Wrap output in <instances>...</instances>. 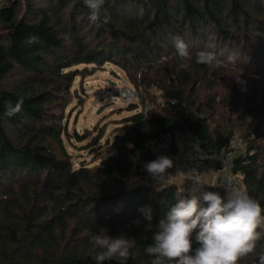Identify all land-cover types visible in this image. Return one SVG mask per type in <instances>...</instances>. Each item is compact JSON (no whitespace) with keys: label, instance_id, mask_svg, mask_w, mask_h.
Returning a JSON list of instances; mask_svg holds the SVG:
<instances>
[{"label":"trees","instance_id":"obj_1","mask_svg":"<svg viewBox=\"0 0 264 264\" xmlns=\"http://www.w3.org/2000/svg\"><path fill=\"white\" fill-rule=\"evenodd\" d=\"M2 1L0 264H95L91 237L100 228L135 240L128 264H151L146 248L178 187L157 190L126 180L146 179L144 165L153 160L147 143L166 134L189 133L207 156L228 148L232 125L212 131L216 99L200 92L202 82L214 84L223 72L196 63L195 54L209 45L217 54L239 52L264 77V0H105L110 21L100 26L89 21L84 0ZM22 3L26 13L17 17ZM177 36L191 54L187 69L178 66ZM107 62L144 93L139 104L129 103L133 112L124 118L113 152L72 167L63 142V136L71 138L64 109L76 77L91 71L72 67ZM10 75L17 81L7 82ZM153 86L162 104L138 110L149 103ZM251 96L240 114L249 117L242 120L246 146L230 169L264 208V92ZM226 100L230 110L238 109L236 82ZM86 138L75 133L77 141ZM145 207L152 209L150 229L140 211ZM262 254L264 236L239 264H258Z\"/></svg>","mask_w":264,"mask_h":264},{"label":"clouds","instance_id":"obj_2","mask_svg":"<svg viewBox=\"0 0 264 264\" xmlns=\"http://www.w3.org/2000/svg\"><path fill=\"white\" fill-rule=\"evenodd\" d=\"M104 3L105 0H84L89 10L88 19L96 26L110 21ZM174 47L181 59L179 68L187 69V61L191 59L188 45L177 36ZM210 47L196 52V63L219 68L225 60L228 63L235 61L233 53L225 55L221 51L217 54L208 50ZM237 82L240 83L239 76ZM173 166L170 157L161 155L147 162L144 168L163 188L169 184L172 176L168 169ZM189 185L177 192L175 204L158 222L152 243L146 248V254L152 257L151 264H239L255 251L257 242L264 236V208L238 187L225 186L221 194L209 190L199 177H194ZM140 211L150 229L152 209L145 207ZM91 243L98 249L91 258L95 264H112L113 261L128 264L135 240L123 234L110 236L106 228H100L98 234L91 237ZM258 264H264V254L259 256Z\"/></svg>","mask_w":264,"mask_h":264},{"label":"rangeland","instance_id":"obj_3","mask_svg":"<svg viewBox=\"0 0 264 264\" xmlns=\"http://www.w3.org/2000/svg\"><path fill=\"white\" fill-rule=\"evenodd\" d=\"M25 5L22 3L17 9V17L25 15ZM3 33L2 24L0 22V34ZM220 49V48H219ZM226 51V50H224ZM235 55V61L233 63H225L219 67V70L223 72L224 77H219L218 80L211 84L210 82L201 83V94L208 95L214 94L215 97V115L210 126L215 134L223 131L224 128L232 125L231 134L229 135V143L234 142L236 145V154L245 149L246 140L244 139V132L246 127L242 123L243 119L249 120V117L242 116L240 114L245 110L246 103H248L252 96L256 93L261 95L264 92V77L254 73V67L248 68L247 59H239V52H231ZM224 59V57H221ZM239 59V60H238ZM244 61V63H243ZM239 65V66H238ZM243 65V66H242ZM86 66L88 74L83 76L78 75L71 87V94L64 109V116L67 126V132L71 136L69 140L63 136V142L68 153L71 154L70 162L71 166H78L80 163L95 164L104 159L107 155L113 152L114 139L123 133L126 123L123 121L125 117L132 114L133 111L129 110L130 104L126 102L121 96L120 92L125 87H134L138 92V99L134 101V104H139L141 97L143 96L144 89L137 88L130 83L125 75L124 71L116 65L107 62L102 66L93 64H79L73 66L72 69H82ZM239 76L240 83L237 82ZM17 81V75H10L7 78V82L12 83ZM232 82H236L239 91V104L238 109L236 107L232 110L229 109L226 97L230 90ZM149 97L151 98L148 104L145 106L138 105V110L146 111L149 107H156L157 104H161L159 95L161 93L156 87H150L148 89ZM256 97V96H255ZM204 101V100H203ZM205 102V101H204ZM132 103V102H130ZM242 115V114H241ZM261 128L264 131V120L261 122ZM76 134H87V138L82 141L75 139ZM190 134L187 132L177 133L176 140L179 148L184 149ZM93 140L94 145L88 147V142ZM95 150L94 152H91ZM99 156V157H98ZM233 159V158H232ZM200 164L203 169L208 164L205 159H200ZM183 166V167H182ZM174 165L173 168L168 169V173L171 174V178L168 185H175L182 187L183 184L188 182L187 174L184 170V164L182 163L181 169ZM231 162L226 164L224 172L221 174H231ZM176 168V169H175ZM179 174L174 175L172 174ZM210 178H205V182L211 184L216 172H210ZM211 175L213 179H211ZM176 176V178L174 177ZM222 175L216 178H221ZM128 186H134L144 184L152 189L160 188V185L154 181L149 174L146 179L139 177H129L126 180Z\"/></svg>","mask_w":264,"mask_h":264},{"label":"built area","instance_id":"obj_4","mask_svg":"<svg viewBox=\"0 0 264 264\" xmlns=\"http://www.w3.org/2000/svg\"><path fill=\"white\" fill-rule=\"evenodd\" d=\"M2 2L3 1L0 0V6ZM120 96L128 103L136 101L139 97L137 90L130 86L123 88L120 92ZM176 134L177 133L175 132L174 134H166L159 139L149 140L147 147L152 152L153 160L158 156L166 155L173 160L174 165L183 162L184 170L188 179L185 188L190 186L189 184L194 177H199V179L210 188L209 190L219 191L221 194H223L225 186L238 187L241 190H244L242 176L240 174H221L224 172L226 164L232 162V158L237 152L236 145L233 141L229 143L226 150H222L218 154L207 156L202 152L199 141L195 137H190L184 149L180 151L176 140ZM200 159L208 160V164L205 166L206 170L217 173L214 174L215 179L211 184L205 182L202 175ZM219 175H222V177L220 179L216 178ZM181 188H183V186L178 187L177 190L179 191Z\"/></svg>","mask_w":264,"mask_h":264},{"label":"crops","instance_id":"obj_5","mask_svg":"<svg viewBox=\"0 0 264 264\" xmlns=\"http://www.w3.org/2000/svg\"><path fill=\"white\" fill-rule=\"evenodd\" d=\"M189 136H190V137H193L192 135H189ZM190 137H189V138H190ZM187 141H188V140H187ZM186 143H187V142H186ZM179 150L182 151L183 149H182V148H179ZM205 162H206V161H205ZM182 163H183V162H180V163L177 164V166H178L177 168H178V169H181V167H179V166H181ZM182 167H183V166H182ZM175 169H176V168H175ZM174 173H175V172H173L172 174H174ZM210 174H211V173H209V171L206 170V169H204V167H203V169H202V175H203L204 179L206 178V179L208 180V178H210ZM174 175H177V176H178L179 174H174ZM214 176H215V175H214ZM174 177L176 178V176H174ZM212 179H213V176L211 175V179H210L209 181H211ZM187 183H188V182H186V183L183 184L182 186L185 187V186L187 185Z\"/></svg>","mask_w":264,"mask_h":264}]
</instances>
